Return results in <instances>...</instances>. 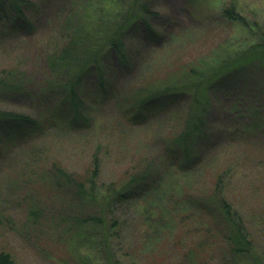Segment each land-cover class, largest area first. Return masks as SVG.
Here are the masks:
<instances>
[{
  "label": "rangeland",
  "instance_id": "obj_1",
  "mask_svg": "<svg viewBox=\"0 0 264 264\" xmlns=\"http://www.w3.org/2000/svg\"><path fill=\"white\" fill-rule=\"evenodd\" d=\"M27 1L34 7L23 9L26 21H22L9 16V0H0V70L15 68L26 79V94L0 96V110L38 122L29 133L14 128L0 131L1 202L5 199L0 209H10L9 222L0 224V244L14 264H82V257L88 258V264H264V109L258 93L264 85V52L249 60L245 57L242 64L253 61L224 79L212 113L205 116L206 135L185 166L169 152L160 124L168 116L180 118L190 97L164 101L138 117L130 108L138 80L157 81L173 67L181 69L197 61L213 65L262 43L264 0H148L157 13L152 25L160 38L147 39L140 27L125 31L127 65H121L117 55L103 56L99 63L104 72L93 70L76 93L82 105L74 118L57 99L56 90L45 93L53 50H58L69 28L63 15L71 0ZM230 4L245 18V25L222 15ZM81 11L91 15L88 9ZM65 70L58 67L55 74ZM102 80L104 86L99 84ZM29 145L49 150L74 169L96 158L100 187L134 162L153 166L133 199L117 206L115 213L106 212L108 220L122 223L110 231L113 258L99 249L100 233L72 217L96 214L93 206L72 210L63 195L52 197L45 182L24 181L21 169L29 158ZM221 174L220 191L215 183ZM213 193L219 201L207 203ZM220 201L242 226L252 244L250 251L239 256L230 252ZM36 206L46 211L34 217L30 212ZM151 208L159 217L143 219ZM180 217L184 218L178 224Z\"/></svg>",
  "mask_w": 264,
  "mask_h": 264
},
{
  "label": "trees",
  "instance_id": "obj_2",
  "mask_svg": "<svg viewBox=\"0 0 264 264\" xmlns=\"http://www.w3.org/2000/svg\"><path fill=\"white\" fill-rule=\"evenodd\" d=\"M9 1L11 4L9 16L26 21L23 9L32 5L31 2L27 0ZM76 1L71 0V5L69 4L68 9L64 12V20L68 23L69 28L63 32L64 41L63 39L60 41L59 46L56 47L58 50H53L55 51L52 57L54 64H49L52 76L45 87V93L47 90L48 93L54 90L58 92L57 99L62 101L67 113L69 111L72 118L80 113L78 108L81 107L82 102L76 93L88 75L93 70L104 72L99 63L103 56L117 55L120 64L127 65L128 53L123 47L125 31L129 33L140 27L146 33L147 39H156L161 36L160 31L152 25V18L156 17L157 13L150 9L148 0H78L81 4L91 3L88 5H78ZM83 8L91 11V15L84 16L81 11ZM2 11L0 9V12ZM222 15L232 22L246 24L245 18L239 14L234 4L228 5L222 11ZM263 52L264 41L249 47L239 56L219 60L214 63L215 65L197 61L189 67L181 69L173 67L157 81L152 82L146 78L138 80L133 84V94L130 99L132 115L138 117L141 114L144 115L146 110L160 108L164 101H176L183 99V96H189V104L178 114L180 118L175 116L169 119L170 116H168L160 124L165 128L161 135H165L167 139L169 152L175 153L174 158L178 165L185 166L188 162H192L200 148L198 147L199 141L206 135L205 116L212 113L210 111L215 107V99L219 98L218 94L225 87L224 79L229 76L230 71L253 61L250 60L246 64H242L245 57L249 60V56H257ZM58 67H65L66 70L63 71L64 73L55 74ZM0 72V96L26 94V85L24 84L26 79L23 78L22 73L16 71L15 68L10 71L0 70ZM99 84L104 86L105 81L102 80ZM261 87L263 89H260V92L258 89V93L263 96L262 109H264V85ZM216 103H218V110L223 111L219 102L216 101ZM37 125L38 122L31 116L0 110V131L5 128H14L21 133H29ZM35 147L29 145L26 148L29 158L21 169L26 178L24 181L26 183L45 182L50 187L52 197L53 194L63 195L68 207L72 210H80L85 205L93 206L96 214H79L72 217L80 220V225L90 227L86 228L87 230L94 229L99 232L101 235L97 241L99 249L106 255L110 254V258H113L114 252L110 244V239L113 236L110 231L122 227V223L114 219L108 220L106 212L115 213L117 206L133 199L136 190L143 187L148 181L149 177L147 178V176L153 166L149 164L140 166L134 162L116 179L108 182L104 187H100L97 184V179L101 170L96 158L89 159L87 164L74 169L59 161L58 155L52 154L49 150L44 151L45 148L40 151L35 150ZM222 176V174L218 175L215 183V187L220 191ZM216 193L204 201L207 203L218 202L219 197ZM2 200L1 202L0 199V205L1 203L4 205L5 199ZM218 205L223 208L222 211L226 216L224 220L227 221L226 229L229 234L227 240L230 252L239 256L250 251L252 244L243 233L242 226L229 213L230 210L226 202L220 201ZM42 209L44 208L36 206L30 214L36 217ZM152 210L154 209L151 208L149 214L142 215L143 219L158 218L159 214L156 215ZM173 210V208L169 210L170 216ZM44 211L46 210L44 209ZM9 212L10 209L7 210L6 207L0 209V224L9 222L6 217ZM183 218L180 217L178 224L182 223ZM82 258L83 261H79V263L88 264V258ZM0 264H14L12 255L1 244Z\"/></svg>",
  "mask_w": 264,
  "mask_h": 264
}]
</instances>
